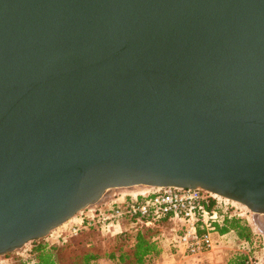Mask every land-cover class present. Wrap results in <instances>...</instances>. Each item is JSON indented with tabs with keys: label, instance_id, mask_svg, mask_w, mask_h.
Instances as JSON below:
<instances>
[{
	"label": "water",
	"instance_id": "1",
	"mask_svg": "<svg viewBox=\"0 0 264 264\" xmlns=\"http://www.w3.org/2000/svg\"><path fill=\"white\" fill-rule=\"evenodd\" d=\"M137 187L264 215V0H0V257Z\"/></svg>",
	"mask_w": 264,
	"mask_h": 264
},
{
	"label": "trees",
	"instance_id": "2",
	"mask_svg": "<svg viewBox=\"0 0 264 264\" xmlns=\"http://www.w3.org/2000/svg\"><path fill=\"white\" fill-rule=\"evenodd\" d=\"M208 209L219 213V220L212 223V234L216 242L234 234L235 238L248 245L251 250L262 247V241L249 223L237 216L223 213L219 203L211 200ZM171 215L148 217L152 225L146 227L136 219H131L121 228L103 230L100 227L83 229L77 236L66 235L50 244L33 242L30 251L31 261L21 260L17 264H99L103 259L117 264H156L165 247L164 235L160 227L167 223ZM91 234L109 237L100 243H93L87 238ZM52 237V236H51ZM252 252V251H250ZM226 264H254L246 253L233 254Z\"/></svg>",
	"mask_w": 264,
	"mask_h": 264
},
{
	"label": "built area",
	"instance_id": "3",
	"mask_svg": "<svg viewBox=\"0 0 264 264\" xmlns=\"http://www.w3.org/2000/svg\"><path fill=\"white\" fill-rule=\"evenodd\" d=\"M152 189L155 191L148 195L117 196L97 207L81 211L57 239L66 235L77 236L81 230L92 227L118 229L131 219L149 227L152 222L145 221L148 217L173 215L183 226V233L172 239L174 247L183 249L186 256L196 259L200 264H210L203 258L217 246L212 234V223L219 220V213L208 209L209 197L202 190ZM202 229L204 232H201Z\"/></svg>",
	"mask_w": 264,
	"mask_h": 264
},
{
	"label": "rangeland",
	"instance_id": "4",
	"mask_svg": "<svg viewBox=\"0 0 264 264\" xmlns=\"http://www.w3.org/2000/svg\"><path fill=\"white\" fill-rule=\"evenodd\" d=\"M154 191L155 190H153L151 187H137L132 189H117L109 193L115 195V197L122 195L140 196V195H148L149 193H152ZM203 194L205 196H208L210 201L214 200L217 203H219V206L221 207L223 213H228L229 215L237 216L245 219L253 229L254 233H256L262 241L261 248L257 246L253 250H251V248L248 245H246L244 242L236 239L234 234H230L224 238H218L217 246L211 252L212 255L210 254L212 256L213 263L226 264L228 259L233 254L237 252H242L248 254L254 264H264V215H256L252 213L247 207L239 203L226 200L217 195L211 194L212 195L211 196L207 192H204ZM70 223L71 221H69L66 225L59 227V229H56L49 237L42 239L40 241L44 243L45 240H48L50 244L56 243L58 235L60 233H63L64 229H66V227H68ZM127 223L128 222H124V227L126 228H127ZM160 232L162 233V235H164L165 244L166 245L169 244L170 246H172L171 242L173 237H175L176 235H181L183 233L182 222L179 219H176L173 215H171L170 220L160 227ZM201 232H204V230L202 229ZM107 238L109 237H103L101 235L91 234L90 236H88L87 239L89 241H92L93 243H100L102 239H107ZM40 241H35V242H40ZM33 247L34 244L33 242H31L28 243L21 250H18L14 253L5 256H1L0 264H17L21 260L31 261L32 255H30L29 253L33 249ZM103 260H101L99 264H101ZM158 263L159 260L156 262V264ZM192 263L196 264L195 260H191L190 264ZM112 264H117V263L112 262Z\"/></svg>",
	"mask_w": 264,
	"mask_h": 264
},
{
	"label": "crops",
	"instance_id": "5",
	"mask_svg": "<svg viewBox=\"0 0 264 264\" xmlns=\"http://www.w3.org/2000/svg\"><path fill=\"white\" fill-rule=\"evenodd\" d=\"M171 244H172V242H171ZM210 254H207L203 258V260L207 261L210 264H215V263H213V260H212V256H211L212 254L211 255ZM191 260H195L196 264H200L196 259L186 256L183 249H177L174 247L173 244H172V246L167 244L164 247L163 253L160 256L158 264H190ZM101 264H112V262H109L107 260H103Z\"/></svg>",
	"mask_w": 264,
	"mask_h": 264
}]
</instances>
